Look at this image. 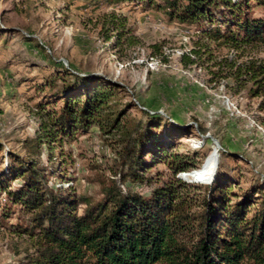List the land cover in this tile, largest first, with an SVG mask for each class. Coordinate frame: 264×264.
I'll use <instances>...</instances> for the list:
<instances>
[{
    "label": "rangeland",
    "instance_id": "obj_1",
    "mask_svg": "<svg viewBox=\"0 0 264 264\" xmlns=\"http://www.w3.org/2000/svg\"><path fill=\"white\" fill-rule=\"evenodd\" d=\"M154 2L145 8L134 0H0L1 165L37 160L51 187L69 188L80 200L97 201L103 187L119 184L116 127L79 129L51 150L40 144V154L27 147L48 120L37 108L51 99L44 84L57 73L69 78L68 69L117 85L119 106L128 103L119 122L125 115L144 119V108L163 119L157 132L169 153L199 156L189 172L176 175L188 184L178 192L191 213L202 208L204 186L213 179L231 186L229 205L254 186L264 198V108L234 76L247 63L264 61V45H220L196 26L168 19L155 5L163 1ZM252 12L262 14L259 8ZM164 181L175 182L173 172L155 160L143 181L120 187L148 195ZM2 206L13 210L0 219V264H21L33 247L18 226L28 224L30 214L7 204L4 194L0 212ZM257 207L258 201L248 206L246 218Z\"/></svg>",
    "mask_w": 264,
    "mask_h": 264
},
{
    "label": "trees",
    "instance_id": "obj_2",
    "mask_svg": "<svg viewBox=\"0 0 264 264\" xmlns=\"http://www.w3.org/2000/svg\"><path fill=\"white\" fill-rule=\"evenodd\" d=\"M115 1L121 0H109ZM134 1L145 8L155 3ZM162 1V6L155 5L168 19L194 25L220 45H264V0ZM254 8L262 14H254ZM64 71L69 78L57 73L44 84L51 99L37 108L48 120L41 124L40 136L27 141V147L40 154V144L51 150L52 143L62 142L79 129L116 127L119 184L103 187L97 201L80 200L69 188L51 187L37 160L16 158L12 164L0 163V194L7 204L30 214L29 223L18 226L33 247L21 264H264V198L257 186L229 205L231 186L213 179L204 186L208 193L201 200L202 208L191 213L189 202L178 192L188 184L176 175L189 172L199 156L190 159L187 154L169 153L157 132L163 119L144 108L141 112L146 118L125 115L119 122L128 103L119 106L115 83ZM234 76L244 81L245 94L260 99L264 108V61H251ZM155 160L168 165L175 182L164 181L148 195L122 190L120 185L126 181H143ZM256 193L261 195L256 198ZM256 201L257 210L246 218L248 206ZM81 203L85 206L78 213ZM12 210L2 206L0 219L9 217Z\"/></svg>",
    "mask_w": 264,
    "mask_h": 264
}]
</instances>
